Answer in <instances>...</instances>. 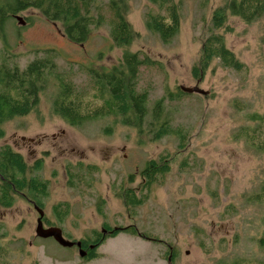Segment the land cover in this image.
Masks as SVG:
<instances>
[{
  "label": "rangeland",
  "instance_id": "obj_1",
  "mask_svg": "<svg viewBox=\"0 0 264 264\" xmlns=\"http://www.w3.org/2000/svg\"><path fill=\"white\" fill-rule=\"evenodd\" d=\"M109 1L91 3L94 22L101 18L81 43L69 41L62 24L39 9L17 12L23 24L8 17L0 35V69H24L52 48L56 73L76 85L82 106L92 108L103 101L93 96L88 66L110 67L125 49L137 52L151 63L139 66L136 91L148 93L149 114L165 96L162 116L170 132L154 139L151 114L141 120L143 130L130 115L129 125L112 114L68 124L52 109L57 87L50 76L34 108L4 122L0 148L9 145L32 166L41 159L32 174L47 181L44 227H60L69 240H93L94 231L127 225L138 235L119 231L86 258L76 246L38 237L37 211L13 194L11 206H0V264H169L168 245L170 264H264V13L250 22L229 15L218 33L242 67L213 59L197 79L192 70L222 0H170L180 24L166 42L145 24L147 14H165L164 6L120 0L135 33L127 47L110 35ZM194 85L207 95H177ZM151 159L167 169L143 188L140 171ZM127 188L142 198L140 204H125Z\"/></svg>",
  "mask_w": 264,
  "mask_h": 264
},
{
  "label": "trees",
  "instance_id": "obj_2",
  "mask_svg": "<svg viewBox=\"0 0 264 264\" xmlns=\"http://www.w3.org/2000/svg\"><path fill=\"white\" fill-rule=\"evenodd\" d=\"M94 0H0V35L4 29L8 17L27 8H36L43 16L53 22L62 24L64 36L72 42H83L89 32L90 24L94 22L90 10ZM120 0H110L108 6L112 11L110 35L113 42L118 46L127 47L131 44L135 33L123 13V3ZM158 6H164L165 14H147L145 16L146 27L156 33L161 40L168 41L179 29V14L177 8L170 0H150ZM264 13V0H222L211 16V28L209 35L201 42L199 59L193 67V76L201 78L205 69L213 59L226 67L241 68L242 63L234 53L226 46L219 29L225 26L229 15L238 16L244 21L250 22ZM17 15V14H16ZM14 17V16H13ZM101 18V17H100ZM99 18V19H100ZM98 19V20H99ZM94 23H98L99 21ZM2 38V37H1ZM48 54L43 59H33L24 69L3 67L0 69V138L4 135L3 124L12 117L27 114L38 102L40 90L47 85L49 77L52 76L56 83V93L52 99L53 111L66 120L68 124L79 125L94 118L108 114L121 117L123 124H131L130 115L139 130L141 120L147 115L151 116L153 138L170 132L171 126L166 117L162 116L165 111V96L154 101L153 108L148 113L146 91L137 92L136 83L139 66L151 63L148 58H139L137 52L124 50L116 64L110 67L88 66L86 72L91 79L93 96L103 102L92 108L86 103L82 106L80 91L70 80L65 79L55 71L52 61L55 50L45 49ZM94 86V87H93ZM181 88L177 95L185 94ZM169 99H173L172 93H166ZM207 95V94H206ZM158 122V126L156 123ZM41 167V159L35 164L29 165L24 161L22 155L14 151L9 145L0 148V206L9 207L14 202L13 194L30 198L34 205L42 208V199L47 194V181L42 180L36 174H32ZM167 166L156 160H148L140 171L142 180L140 185L149 188L158 174L166 171ZM132 179V174L128 176ZM122 194L127 206L138 205L142 198L131 192L129 188ZM58 215H62L61 212ZM112 229L111 236L119 231H130L138 235V230L131 225ZM114 229V230H113ZM100 235L101 231H94ZM94 234V233H93ZM80 246L88 249L89 244L97 240L90 237L80 238ZM97 244V243H96ZM96 248V247H95ZM95 248L89 249L86 258L95 257ZM236 262L235 264H237Z\"/></svg>",
  "mask_w": 264,
  "mask_h": 264
},
{
  "label": "water",
  "instance_id": "obj_3",
  "mask_svg": "<svg viewBox=\"0 0 264 264\" xmlns=\"http://www.w3.org/2000/svg\"><path fill=\"white\" fill-rule=\"evenodd\" d=\"M17 21L20 22V24H23L24 21L19 15H13ZM181 89L185 92H195L202 95H206L208 93L207 90L202 89L198 85H194L192 87H181ZM23 138V137H22ZM35 210L38 213V217L36 218V226H35V234L38 237L46 238V237H52L54 240H56L61 246L70 247V246H76L78 248L80 256L85 255V251L80 248V241H72L69 239L64 238L62 235V230L60 227L51 226V227H44L42 218L44 216V211L42 208H39L34 205ZM168 263L170 264V255L168 256Z\"/></svg>",
  "mask_w": 264,
  "mask_h": 264
},
{
  "label": "flooded vegetation",
  "instance_id": "obj_4",
  "mask_svg": "<svg viewBox=\"0 0 264 264\" xmlns=\"http://www.w3.org/2000/svg\"><path fill=\"white\" fill-rule=\"evenodd\" d=\"M17 20V19H16ZM20 196H22V195H20ZM26 199V198H25ZM26 200H28V202L32 205V207L34 208V202H33V200L32 199H30V198H28V199H26ZM35 209V208H34ZM117 228H122V227H114V229H117ZM113 229V230H114ZM99 231H101V234L100 235H98V234H95V236H94V240H97V241H95V242H91L90 244H89V247H88V249H86V248H84V247H82V244H81V246H80V248H82L86 253H85V255H87V252H88V250L91 248V249H93V248H95V247H98L108 236H110L111 234H112V229L111 228H101ZM142 236H144V235H142ZM144 237H146V236H144ZM146 238H148V237H146ZM152 239V238H151ZM152 240H155V239H152ZM72 241H80V240H72ZM97 243V244H96ZM75 246V245H74ZM168 247H169V255H170V260H172V255H173V247L171 246V245H168ZM84 255V256H85ZM168 255V256H169ZM167 262H168V257H167Z\"/></svg>",
  "mask_w": 264,
  "mask_h": 264
}]
</instances>
